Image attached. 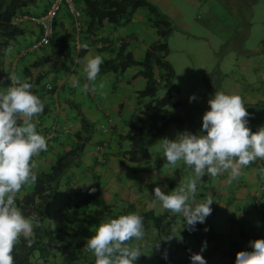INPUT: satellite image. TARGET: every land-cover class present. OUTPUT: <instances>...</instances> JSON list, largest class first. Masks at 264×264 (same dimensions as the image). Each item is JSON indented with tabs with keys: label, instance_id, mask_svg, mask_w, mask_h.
<instances>
[{
	"label": "crops",
	"instance_id": "obj_1",
	"mask_svg": "<svg viewBox=\"0 0 264 264\" xmlns=\"http://www.w3.org/2000/svg\"><path fill=\"white\" fill-rule=\"evenodd\" d=\"M148 1L170 18L183 7L179 5L175 11L178 7L176 0ZM189 1L187 6L190 9L199 4V0ZM256 1L252 0L251 3L255 4ZM49 2L50 0H33L22 6L19 12L27 15L38 14L46 9ZM73 2L83 11L82 0H73ZM246 2L247 0H231L228 3H231V7H240ZM252 4L249 5V16L254 15ZM260 7L264 9V5ZM255 15L257 21L264 24V18H259L258 12ZM81 17L83 22L89 19L83 12ZM19 26L23 31L11 39L9 46L12 47V52L6 53L5 50L0 54V92H6L7 87L11 85L9 76L11 74L23 79L24 72L25 77H35L40 72H45L38 82L42 86L40 98L45 107L44 111L33 120L37 122V131L47 138L48 149L33 158L38 165L34 171L47 169L57 155L74 147L76 143L74 133L80 128V114L94 126L90 138L83 145L79 163L66 168L59 178L54 196L48 204L49 210L54 215L43 218L44 224L60 235L71 234L74 241L80 244L77 250L80 257L74 264H95L94 255L83 249L87 240L95 234L96 226L107 218H115L129 212L151 213L147 218L143 216L144 231L154 232L155 236L162 234L158 239L165 250L146 257L145 250L141 249L145 264L167 262L192 264L190 257L193 253H200L205 258L206 264H235L238 251H251L252 241L258 238L264 239V219L260 216V207L264 206V174L260 171L264 169V159L258 158L243 167L238 178L231 184L227 182L228 172L216 177L205 173L201 178L202 183L197 184L196 199L200 201L210 196L214 200L211 205L212 212L204 223H197L194 230L189 231L182 215H173L163 209L159 202L153 206L155 187L159 186L165 193L174 190L189 178V167L182 162L174 168L166 167V160L161 162V165L157 164L153 167L138 163L145 159L124 161L123 153L128 149L130 142L119 137L127 131V123L139 124L143 118L142 106L136 102L135 97V91L145 84L144 77L139 73V66L129 65L120 73L115 71L99 73L95 82L96 91L89 90L87 93L81 91L87 81L83 72L84 65L76 63V60L82 59L86 54L110 57L116 51L120 40L125 41L126 49L136 59H141L144 50L150 45L159 40L164 41L167 50L163 52L156 48L152 55L153 75L156 78L157 70L158 76L163 79L164 74H161L163 69L155 61H158L156 59L159 57L167 60L166 38L171 30L164 37H159L156 29L148 21L146 10L137 7L127 19H121L120 22L104 20L99 28L86 32L85 27L80 28L75 25L73 16L62 7L53 24L52 38H64L69 48L66 57L31 65L34 59L46 57L50 52L49 41L52 38L42 46L32 48L31 43L37 39L40 32L39 26L27 18L20 20ZM248 32L250 30L247 28L242 35L246 36ZM263 41L264 39L261 44ZM82 44H87L88 48L78 58ZM256 52L259 55L252 53L253 59H249L252 61L249 67L246 64L248 58L245 57L243 58L245 63L241 60L238 62V72L219 70L216 87V91L238 92L242 95L249 113L247 126L253 132L264 126V46L258 48ZM206 78L204 77V82L208 86ZM74 80L79 81L80 87L73 86ZM157 81L159 85V80ZM46 82L51 85L49 90L44 88ZM101 84H103L102 88ZM170 91L172 92L171 89ZM206 99L209 100V97L206 96ZM180 103L182 101L178 99L174 104ZM205 111L207 109L204 107L202 113L198 111L197 115L189 116L188 119L182 117L177 125L184 127L186 131L199 134L201 129L198 126L203 123L202 117ZM175 114L180 115L177 112ZM97 146L101 147L96 149ZM160 160L162 161V158ZM94 174L98 175L99 180L98 196L87 203H81L78 199L87 192L86 184H89ZM31 186L22 187L16 195V200L18 201ZM164 211L166 214L162 218L163 224L159 225V229L152 226L156 225L152 216ZM99 212L101 217L94 218ZM183 226L185 228L181 229ZM166 229L169 233H166ZM178 231L183 235L186 234L187 237L184 236L187 240L184 239L181 243L184 253L188 256L186 258H177L180 253L178 242L166 240L168 235ZM206 240L211 242L214 240L217 244L213 247L206 245L201 251L205 245L203 241ZM73 247L71 244L66 250ZM60 262L61 254L57 249L52 248V253L45 260L39 258L35 251L30 264ZM135 264L143 263L135 261Z\"/></svg>",
	"mask_w": 264,
	"mask_h": 264
},
{
	"label": "clouds",
	"instance_id": "obj_2",
	"mask_svg": "<svg viewBox=\"0 0 264 264\" xmlns=\"http://www.w3.org/2000/svg\"><path fill=\"white\" fill-rule=\"evenodd\" d=\"M62 7L65 5L62 4L59 11ZM78 10L81 25L82 11ZM81 48L86 50L88 45L82 44ZM11 52L12 47L9 46L6 53ZM103 62L104 58L99 54H86L76 60V63L84 65L87 81L81 91H96L95 82ZM9 76L11 85L6 92H0V264H14L13 251L21 237L27 241L28 247L32 246L31 237L39 217L38 214L26 217L16 204V195L22 187L36 183L34 170L38 165L33 158L48 149L47 138L37 131V122L33 120L44 111V102L34 94V85L27 79L16 74ZM73 86L80 87L79 81L74 80ZM193 99L195 96L190 97V100ZM208 104L210 108L203 114L199 134L184 131L178 133L175 139L160 140L167 162L165 166L174 168L182 162L193 169V174L168 193L159 186L155 187L153 206L159 202L173 215H182L189 231L194 230L197 223H204L212 212L214 200L210 196L200 201L196 199L198 181L205 173L216 177L228 172L227 182L231 184L243 167L258 158L264 159V126L255 132L247 126L249 113L240 93L216 91ZM260 171L264 174V169ZM90 191L94 192L95 188ZM94 233L83 250L94 255L95 264H135L143 254L140 246L132 243L143 240L145 235L143 217L137 212L107 218L96 226ZM173 236L182 240L180 235L174 234L168 235L166 240H171ZM205 247L206 243L201 251ZM251 248V251H238L235 264H264V239L252 241ZM190 259L192 264H206L200 253H193Z\"/></svg>",
	"mask_w": 264,
	"mask_h": 264
},
{
	"label": "trees",
	"instance_id": "obj_3",
	"mask_svg": "<svg viewBox=\"0 0 264 264\" xmlns=\"http://www.w3.org/2000/svg\"><path fill=\"white\" fill-rule=\"evenodd\" d=\"M33 0H0V54H2L9 46L11 39L23 31L19 23H12L11 19L14 14L20 13V8ZM84 4L83 13L89 17L88 21L83 22L81 18L80 28H84L87 32L100 27L104 20L110 22H120L121 19H127L129 15L137 7L147 9L148 21L156 29L159 37H164L172 29V23L168 16L164 15L158 7L148 0H82ZM38 25V24H36ZM39 26V25H38ZM40 28V26H39ZM41 28L38 37L40 36ZM37 37V38H38ZM53 36H51L52 38ZM50 52L43 58H36L31 65L39 64L41 61L54 60L60 57H66L68 53V45L64 38L50 39ZM159 48L165 52L166 44L164 41H157L144 50L141 59H136L126 49V43L120 40L116 51L112 56L104 58L103 64L100 66V73L105 71L122 72L129 65H138L139 73L144 77L145 84L141 89L135 91L136 102L142 106L141 112L143 118L139 124L127 123V131L120 135L119 139H128L130 144L124 151V161H138L146 159L149 156L148 146L152 144L160 134L167 128L171 122L179 123L182 117L178 114H168V106L175 105L176 102L171 101L173 93L166 89L162 95L154 96L157 90L158 81L152 71V55L154 49ZM84 49L78 51V58L81 57ZM155 61L161 69L165 70L163 81L165 85L170 83L173 76V69L166 59L157 58ZM45 72H40L35 77L24 78L31 82L34 87V94L41 97L42 86L39 81ZM175 103V104H174ZM94 129L93 124L80 114V128L74 133L76 143L73 148L59 154L55 157L51 165L45 169L36 172L37 181L32 184L31 188L26 191L17 201L18 207L27 217L38 214V226H34L32 246H27V241L21 237L18 245L13 251L14 264H30L31 257L36 251L37 256L43 260L47 259L55 248L61 254V262L59 264H74L80 257L78 247L80 244L74 241L71 234L60 235L59 232L43 223V218L51 217L54 214L49 210V201L53 198L58 181L62 173L71 165H77L80 161L83 145L88 141ZM165 160V159H162ZM91 183L88 190L79 197V202L87 203L96 198L99 192L98 175H92ZM95 188V191H90ZM166 211L159 215H153L155 224L152 225L159 229L162 218ZM142 217L151 216V213L144 212L140 214ZM260 216L264 219V206L260 207ZM101 217V213H96L94 218ZM166 233L169 231L166 229ZM73 244L72 249L66 247Z\"/></svg>",
	"mask_w": 264,
	"mask_h": 264
},
{
	"label": "rangeland",
	"instance_id": "obj_4",
	"mask_svg": "<svg viewBox=\"0 0 264 264\" xmlns=\"http://www.w3.org/2000/svg\"><path fill=\"white\" fill-rule=\"evenodd\" d=\"M230 1L199 0V4L190 9L187 6L190 2L189 0H176L178 7L175 11H177L179 5L183 7L179 8L177 14H172L171 18L169 17L173 22H171V32L166 38L168 44L166 61L169 60L168 62L173 68V76L170 83L165 85L163 79L160 78L161 76H158L159 71H155L159 85L154 96H160L166 89H171L174 92L171 101L176 102L178 99L182 101L179 105L168 106L170 110L168 114L177 112L184 119H188L189 116L197 115L198 111L202 113L204 107L208 110L210 107L206 96L210 98L216 92L219 70L223 72L229 70L238 72V62L241 60L245 63V59H243L245 57L248 58L246 64L249 67L250 63H252L249 59H253L252 53L259 55L255 51L264 46V41L261 44L264 39V24L259 20L257 21V16L255 15L258 12L260 14L259 18H264V9L260 7L264 5V0H257L255 4L251 3L252 0H247L240 7H231V3H228ZM250 4H252L253 16H249ZM142 9L147 12L146 8L142 7ZM247 28L250 32L246 36L242 35ZM260 38L262 39L260 40ZM164 72L165 70H162L161 74H164ZM204 77H207L206 81L209 87L205 84ZM191 96H195V99L190 100ZM177 124L174 122L168 124L160 136L148 146L149 157L138 162L139 164L143 163L149 167L157 164L161 165L160 163L164 160L161 161L160 159H164V157L160 148V140L163 138L175 139L178 133L186 131L184 127H180ZM198 128L202 129V124ZM149 167L147 168L149 169ZM188 171L189 177L190 175L192 176L193 169L189 168ZM198 183H202V181L200 180ZM163 222L162 220L161 224ZM184 228L183 226L181 229ZM145 235L146 238H143L140 242L135 241V244L145 250L146 257L165 250V247L162 246L158 239L162 236L161 233L159 236H155L154 232L147 231ZM174 235L182 237V240L177 239L176 236L171 239L173 242H178L180 247V253L177 258L188 257L181 247L182 241L187 238L186 234L183 235L178 231ZM203 242L212 247L217 244L216 242L214 243V240L213 242L207 240ZM157 245L159 246L157 247ZM137 261L145 264L143 255Z\"/></svg>",
	"mask_w": 264,
	"mask_h": 264
},
{
	"label": "built area",
	"instance_id": "obj_5",
	"mask_svg": "<svg viewBox=\"0 0 264 264\" xmlns=\"http://www.w3.org/2000/svg\"><path fill=\"white\" fill-rule=\"evenodd\" d=\"M64 4L66 9L73 15L75 18V25L79 27V14L80 11L73 4L72 0H51L46 10L38 15H25V14H14L12 16V23H19L23 18H27L28 20L38 24L41 28L40 36L31 43L32 48H37L47 43L49 38L53 32V22L54 18L59 11L61 5ZM45 88L49 89L51 85L49 83H45Z\"/></svg>",
	"mask_w": 264,
	"mask_h": 264
}]
</instances>
